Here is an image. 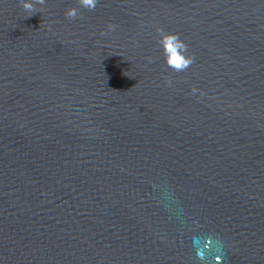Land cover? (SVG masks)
<instances>
[{
  "label": "water",
  "instance_id": "obj_1",
  "mask_svg": "<svg viewBox=\"0 0 264 264\" xmlns=\"http://www.w3.org/2000/svg\"><path fill=\"white\" fill-rule=\"evenodd\" d=\"M30 2L0 0V264H264V0Z\"/></svg>",
  "mask_w": 264,
  "mask_h": 264
},
{
  "label": "clouds",
  "instance_id": "obj_2",
  "mask_svg": "<svg viewBox=\"0 0 264 264\" xmlns=\"http://www.w3.org/2000/svg\"><path fill=\"white\" fill-rule=\"evenodd\" d=\"M23 7L27 11H32L33 4L30 0H22ZM81 6L85 8H94L96 0H80ZM66 15L70 18H75L77 15V9L72 8L66 12ZM161 43L163 45L167 63L177 71L183 70L189 64L192 63L190 57L185 56L187 46L174 34H164L161 30Z\"/></svg>",
  "mask_w": 264,
  "mask_h": 264
}]
</instances>
